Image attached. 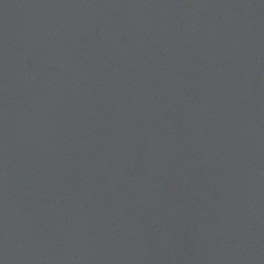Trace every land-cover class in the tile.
<instances>
[{
  "label": "water",
  "instance_id": "1",
  "mask_svg": "<svg viewBox=\"0 0 264 264\" xmlns=\"http://www.w3.org/2000/svg\"><path fill=\"white\" fill-rule=\"evenodd\" d=\"M0 264H264V0H0Z\"/></svg>",
  "mask_w": 264,
  "mask_h": 264
}]
</instances>
